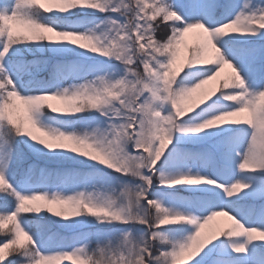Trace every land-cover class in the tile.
Masks as SVG:
<instances>
[{
	"label": "snow or ice",
	"instance_id": "1",
	"mask_svg": "<svg viewBox=\"0 0 264 264\" xmlns=\"http://www.w3.org/2000/svg\"><path fill=\"white\" fill-rule=\"evenodd\" d=\"M0 233V264H264V0H0Z\"/></svg>",
	"mask_w": 264,
	"mask_h": 264
},
{
	"label": "trees",
	"instance_id": "2",
	"mask_svg": "<svg viewBox=\"0 0 264 264\" xmlns=\"http://www.w3.org/2000/svg\"><path fill=\"white\" fill-rule=\"evenodd\" d=\"M9 229H10V226H6V227H5V232H8ZM4 234H5V233H0V239H3V238H4Z\"/></svg>",
	"mask_w": 264,
	"mask_h": 264
}]
</instances>
